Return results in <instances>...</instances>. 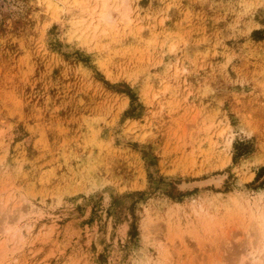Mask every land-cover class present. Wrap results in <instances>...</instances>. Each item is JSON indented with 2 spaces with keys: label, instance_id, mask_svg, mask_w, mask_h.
Wrapping results in <instances>:
<instances>
[{
  "label": "rangeland",
  "instance_id": "1",
  "mask_svg": "<svg viewBox=\"0 0 264 264\" xmlns=\"http://www.w3.org/2000/svg\"><path fill=\"white\" fill-rule=\"evenodd\" d=\"M104 1L0 0V264H264V0Z\"/></svg>",
  "mask_w": 264,
  "mask_h": 264
},
{
  "label": "bare ground",
  "instance_id": "2",
  "mask_svg": "<svg viewBox=\"0 0 264 264\" xmlns=\"http://www.w3.org/2000/svg\"><path fill=\"white\" fill-rule=\"evenodd\" d=\"M107 0L106 1H104V3H103V14H102V16H101V23H103V24H106V25H109V26H112L115 22H116V18H115V16H114V14L113 13H111V11L110 10H107L108 8H107ZM124 15V14H123ZM124 17V16H123ZM126 17V16H125ZM122 18V17H121ZM122 20H124V18L122 19ZM261 223V222H260ZM259 223V226L261 225ZM259 233H260V231H259ZM261 234V233H260ZM263 238V237H262Z\"/></svg>",
  "mask_w": 264,
  "mask_h": 264
}]
</instances>
